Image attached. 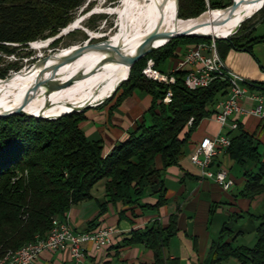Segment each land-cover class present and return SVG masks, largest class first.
Here are the masks:
<instances>
[{"label": "trees", "instance_id": "1", "mask_svg": "<svg viewBox=\"0 0 264 264\" xmlns=\"http://www.w3.org/2000/svg\"><path fill=\"white\" fill-rule=\"evenodd\" d=\"M84 1L0 0V45L27 44L55 36L69 25L74 11ZM231 4L232 0H179L178 16L180 19L196 18L209 7L223 9ZM259 12L264 13V7ZM254 17L228 39L215 40L224 60L232 50L253 56L252 46L264 42V36L254 35V26L246 25ZM206 39H172L132 67L128 79L113 96L123 91L117 100L119 104L140 90L152 96V105L148 118L106 155L103 142L89 140L82 129L85 110L54 120L19 115L0 118V260L37 236L45 238L54 219L64 220L74 205L94 199L93 190L100 182L104 196L102 200L97 199L99 214L89 226L94 227L110 204L159 209L166 203L163 171L178 164L192 134L203 119L215 113L216 104L229 94L230 84L217 78L208 87L191 90L184 83L187 72L180 70L174 73L176 82L166 85L143 75L147 65L144 59H154L159 67L176 57L179 48ZM245 80L249 88L259 85ZM168 90L173 97L166 104L163 99ZM227 136L231 144L226 152L238 166L245 168L242 194L254 198L264 193V156L260 142L240 123L236 129L230 128ZM158 156L163 161L162 169L156 164ZM249 164L255 169L246 168ZM146 194L156 197L157 202L154 205L142 203ZM252 217L259 223L256 243L253 246L234 245L239 232L231 237L232 230L225 225L213 247L209 264L229 260L239 264H264V213ZM176 233L177 220L171 217L168 227L155 223L135 230L124 243H145L155 253L154 264H164L163 248Z\"/></svg>", "mask_w": 264, "mask_h": 264}, {"label": "crops", "instance_id": "2", "mask_svg": "<svg viewBox=\"0 0 264 264\" xmlns=\"http://www.w3.org/2000/svg\"><path fill=\"white\" fill-rule=\"evenodd\" d=\"M254 28L255 36H264V16L255 23ZM194 46L179 48L176 57L167 61V73L164 74H171L178 62ZM252 51L253 56L247 52L232 50L225 60L230 70L259 84V87L250 88L248 85L249 92L241 102L243 112L234 114L231 121L240 123L244 130L255 136L264 156V117L253 112L258 105L254 95L263 97L264 106V42L254 44ZM162 65L156 68L160 71ZM197 67L199 66L187 65L183 71ZM118 95L84 109L86 119L81 123L82 129L89 140L103 142L105 155L127 140L130 133L148 118L147 113L153 100L150 94L136 90L118 104ZM229 129V125L222 126L213 115L201 121L178 164L163 171L162 178L167 190L166 203L159 209H143L140 205L128 206L122 203L110 204L108 211L98 219L94 227L89 226V222L99 214L97 199L102 200L104 196L103 185L102 189L95 187L94 199L74 205L65 219L76 232L113 227L115 232L112 244L103 250H97L92 244L85 245L81 261H77L69 251H44L37 263L154 264L155 253L145 243L126 245L124 241L131 237L133 231L145 229L155 223L163 228L168 227L171 217L177 220V233L168 246L163 248L164 264H209L213 247L218 243L225 225L231 228V237L239 232L234 245L253 246L257 240L256 229L259 223L252 215L264 213V193L254 198L242 194L246 182L245 168L238 166L226 151L214 158L210 169L217 171L219 167H223L229 171L234 181L230 190L223 189L214 179L206 177L202 168L194 164L190 157L203 138L227 135ZM156 164L159 169L163 168L160 156L157 157ZM246 168L255 169L253 164ZM156 202L157 198L150 194L142 199L144 204L154 205ZM229 261L221 264H239L235 260Z\"/></svg>", "mask_w": 264, "mask_h": 264}, {"label": "bare ground", "instance_id": "3", "mask_svg": "<svg viewBox=\"0 0 264 264\" xmlns=\"http://www.w3.org/2000/svg\"><path fill=\"white\" fill-rule=\"evenodd\" d=\"M261 5L262 3H245L226 24L217 25L214 22L215 20L226 17L225 12L220 9L206 12L195 20L180 19L177 23V0H131L128 8L121 13L117 20L119 31L110 35V39L106 41L114 46L122 47L127 54L134 55L146 36L158 25L161 26V30L172 32L173 30L182 31L199 23L204 25L195 27L197 28L194 31L195 33L209 34L212 37H230L239 22L253 15ZM76 28H79L78 24H70L65 28L63 34ZM90 34L91 38L104 36L101 33L90 32ZM48 41L50 44L52 40L48 39ZM164 42L165 40L161 39L156 42V46H160ZM77 48L79 47L73 46L49 55L48 61L42 68V70L45 67L48 68L44 78L52 83H63L72 77L75 78L74 82L67 87L52 92L50 95L46 87L32 93L29 105L24 108L27 113L52 118L71 112L75 108L96 106L98 104L93 103L104 102L114 94L120 82L128 78V67L120 63L106 61L110 53L99 49H90L75 60L65 63L56 71L52 69V66L60 58L71 54ZM99 62H101L100 67L93 70ZM40 72L39 67L31 75L35 79L0 83V113L21 106L24 96L34 84ZM82 72L85 73V76L78 77ZM248 85L245 79L239 80V87L248 88ZM48 99L53 103L46 102ZM47 240L48 235L45 238H40V242H47ZM25 248H30V243L8 253L0 260V264H6L10 261V255H16Z\"/></svg>", "mask_w": 264, "mask_h": 264}, {"label": "built area", "instance_id": "4", "mask_svg": "<svg viewBox=\"0 0 264 264\" xmlns=\"http://www.w3.org/2000/svg\"><path fill=\"white\" fill-rule=\"evenodd\" d=\"M187 65L199 66L187 71L184 78L185 85L191 90L208 87L217 78L229 82V94L216 104L213 116L222 126L229 125L230 128L236 129L238 123L231 121V117L236 113L243 112L241 102L248 94L249 88L239 87V80L246 78L227 67L215 41L190 48L171 74L160 72L153 59L148 60L143 74L153 81L171 85L176 82L174 73L183 70ZM172 97V91L168 90L163 102L170 103ZM253 98L258 102L253 112L264 117L263 97L254 95ZM191 124L192 120L189 122V125ZM230 144L231 140L225 134L214 138L207 136L201 140L190 156L191 161L202 168L206 177L214 179L225 190H230L234 185L229 171L223 167L212 171L210 167L214 158L225 152ZM114 232L113 227L98 228L90 232H76L66 219L56 218L53 220L47 242H40V236H37L34 241L30 242V248H25L16 255H10V261L6 264H38V258L44 251H69L77 261H81L84 257L85 245L92 244L97 250L106 249L113 242Z\"/></svg>", "mask_w": 264, "mask_h": 264}, {"label": "rangeland", "instance_id": "5", "mask_svg": "<svg viewBox=\"0 0 264 264\" xmlns=\"http://www.w3.org/2000/svg\"><path fill=\"white\" fill-rule=\"evenodd\" d=\"M130 2L131 0H85L84 3L76 11H74L73 19L69 23V25L78 24L79 28H76L64 34L63 31L65 28H63L55 36H51L48 38H39L27 44L8 43L6 45H0V83L22 79H35L31 75L39 67L40 70H42L44 66V64L37 65V62L40 59L48 58L49 55L56 53L62 49L73 46H82L86 42H89L91 37L89 36L90 32L101 33L104 35L103 37L101 36L98 38H92V40L90 41L92 43L109 40L110 35L119 31L117 20L119 19L121 13L128 8ZM211 10L216 9H212L209 7L206 12H209ZM263 15V12H258L253 15L255 17L247 22V27L254 26L255 23L263 17ZM249 19L250 18L246 19L242 23V25ZM48 39L52 40L50 44ZM209 41L213 42L215 40L214 38H207L206 40L201 41L198 44H208ZM149 59L151 58H148L147 60L144 59V62L146 61L147 63ZM154 62L156 61L154 60ZM167 66L168 62L161 66L160 71H162L163 73H167L165 71V69H167ZM122 92L123 91L121 90L118 93H120L121 95ZM120 95L117 96V100ZM100 102L93 104H99ZM96 187L102 189V182H100Z\"/></svg>", "mask_w": 264, "mask_h": 264}, {"label": "water", "instance_id": "6", "mask_svg": "<svg viewBox=\"0 0 264 264\" xmlns=\"http://www.w3.org/2000/svg\"><path fill=\"white\" fill-rule=\"evenodd\" d=\"M245 3H247V4H259V3H262L261 7L258 8V10L253 15H255L256 13H258L264 7V0H232V4L231 5L223 8V9H220V10H222V11L225 12L226 17H224V18H218L217 20L214 21L215 24H217V25L226 24L236 14L237 10L243 4H245ZM178 13H179V0H177V14H176L177 23L180 20V18L178 16ZM253 15L247 17L246 19L251 18ZM198 17L191 18V20L192 19L195 20ZM245 20H242L241 22H239V24L233 30V34H236L240 30L241 25H242V23ZM203 25L204 24H200L199 23V24H195V26H192V27L187 28L185 30H182V31H180V30L174 31L173 30L172 32H169L168 30H164L163 31V30H161V26L158 25V26L155 27V29L152 32H150L146 36V38L143 40V42L139 45V47H138V49H137V51H136V53L134 55L127 54L123 50L122 47H120V46H114L112 44H109L108 41H102V42H98V43H92V42H90L92 40V38L90 37L89 42H86L85 44H83V46H80L79 48H77L76 50H74L71 54H69L67 56H63L62 58H60L59 61L52 66V69L54 71H56L58 68H60L65 63H68L70 61L75 60L76 58L80 57L86 51H88L90 49H99V50H105V51H107V52L110 53V56H108L109 58H107L106 61H112V62L120 63V64H123L126 67H128V77H129L130 71H131L132 67L138 61H140L142 58H144L148 54L154 52L155 50L163 47L167 42H169L172 39L180 38V37L214 38V40L228 39L229 38V36L212 37L209 34H201V33H195L194 32L195 29H197L195 27H201ZM89 36H91V35L89 34ZM161 39H164L165 42L163 44H161L160 46H156V42L159 41V40H161ZM47 61H48L47 58H42V59H40L37 62V65L45 64ZM101 62H99L97 64V66L93 70L98 69L100 67L99 65H100ZM47 69L48 68L45 67L38 74V77H37L36 81L31 86V88L28 90L27 94L24 96L23 101L21 103V106L18 107V108H15L13 110H5V111L1 112L0 113V118H2V117H10V116H13V115H19V116H31V117H35V118H43V119H48V120H54V119H57V118H59V117H61L63 115L70 114L72 112H80V111H82V110L85 109V107L84 108H75V110H73L71 112H66L65 114H63L61 116L52 117V118H48V117H44V116H38V115H35V114H29V113H27L24 110V108L27 105H29V103L31 101L32 93H36L37 91L41 90L42 87H46L47 92L50 95L52 92H54L56 90H60V89H62L64 87H67V86L71 85L74 82V80H75V78L72 77L68 81L63 82V83H52L51 81H49L46 78H44ZM83 76H85V73L84 72H82L81 74H79L78 77H83ZM7 79H5V80H7ZM126 80H123L122 82H120V84L115 89V92L118 89V87L123 82H125ZM112 96H113V94L111 96H109L108 98H110ZM46 102H48L49 104L53 103V102H50L49 99Z\"/></svg>", "mask_w": 264, "mask_h": 264}]
</instances>
